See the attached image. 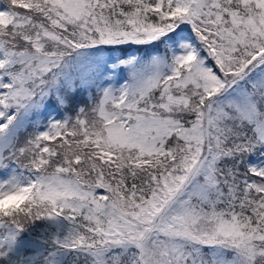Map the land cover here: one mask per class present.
I'll use <instances>...</instances> for the list:
<instances>
[{
  "label": "snow or ice",
  "instance_id": "6c2138e0",
  "mask_svg": "<svg viewBox=\"0 0 264 264\" xmlns=\"http://www.w3.org/2000/svg\"><path fill=\"white\" fill-rule=\"evenodd\" d=\"M0 264H264V0H0Z\"/></svg>",
  "mask_w": 264,
  "mask_h": 264
}]
</instances>
